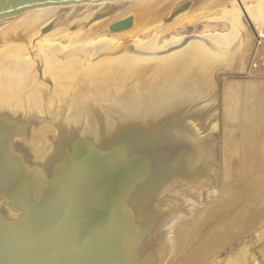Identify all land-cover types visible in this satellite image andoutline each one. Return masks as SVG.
<instances>
[{
	"label": "water",
	"instance_id": "95a60500",
	"mask_svg": "<svg viewBox=\"0 0 264 264\" xmlns=\"http://www.w3.org/2000/svg\"><path fill=\"white\" fill-rule=\"evenodd\" d=\"M104 1L0 0V34L55 32ZM198 80L134 75L105 96L84 88L69 97L78 100L70 116L46 105L30 119L0 109V264H167L178 227L221 181V83ZM45 124L52 147L37 156L30 139Z\"/></svg>",
	"mask_w": 264,
	"mask_h": 264
},
{
	"label": "bare ground",
	"instance_id": "6f19581e",
	"mask_svg": "<svg viewBox=\"0 0 264 264\" xmlns=\"http://www.w3.org/2000/svg\"><path fill=\"white\" fill-rule=\"evenodd\" d=\"M165 1L109 0L98 2L80 8L55 32L0 34V79L2 82L0 109L4 108L10 111L15 117L30 119L45 114L44 107L46 105L51 112L62 113V110L66 108L68 116H70L75 114L77 109L70 110L67 105H72L78 100L71 98L70 102L69 97L74 94L76 97V93L84 88H89L94 94L105 96L111 86L116 87L124 81L131 80L134 75H147L151 79L177 76L190 85H198V79L202 78L203 83L213 88L221 83L223 163L219 171L223 184L215 194V197L219 196V198L208 202L205 208L197 209L190 221L178 227V236L181 239L179 248L182 253L169 263L197 264L202 261L203 264V262L213 260L214 252L218 251V247L212 244L211 248H208L207 241L214 237L213 242L217 244L216 239L220 237L216 234L219 225L214 231L210 230L213 232L211 236H207L205 233L200 236L196 245L185 246L193 227L198 224L197 220L202 211L222 199L226 192L228 194L230 185L226 186V183L239 178L242 171L246 174L257 172L259 161L264 167V82L254 80L263 79V76L257 72L254 73L257 69L260 71V66L258 58L255 57L256 52L253 53L254 44L262 45L264 41L262 32L264 0ZM187 2H190L191 5L181 11V15L190 16L199 22L204 19V11L220 7L221 13L208 20H225L229 23V29L210 32L211 28L207 27L210 31L202 36L204 38L190 42L186 47L166 56L164 53L172 46L180 45L184 41V37L172 36L169 39H164L154 24L158 20L167 19L169 14ZM110 10H115L113 16L108 14L101 20L95 19L97 14H105ZM130 15H133L135 20L133 27L129 30L110 32L112 35L110 36V34L102 32L105 29L101 28V30H97L98 35L100 34L99 37L91 38L86 35L97 25L107 23V29L114 21ZM208 26L211 27V25ZM145 27L149 34L145 38L131 41L133 47L138 52H142L143 56L128 53L117 54L123 45L122 41L118 39L119 36L126 33H137ZM253 31L256 32L258 41L254 40ZM62 38L66 39L65 43ZM263 48L261 47V49ZM112 54L117 55L110 57ZM59 56L64 57L60 59ZM258 56H260L259 59H262L261 55ZM84 59L91 63L83 66L81 63ZM51 62L61 64L62 67L59 69L65 73L61 76L53 73L54 65ZM222 62L229 66H224L221 64ZM251 63L256 67L253 73H249ZM247 72L249 76L242 78V75ZM74 81L76 84H71ZM6 85L10 87L8 90L4 88ZM20 87L29 88L33 98L31 103L28 102L25 95L19 94L23 89ZM83 97L85 96L83 95ZM40 100L41 102H38ZM52 128V125L45 124L34 130L30 143L37 156H44L52 145L47 149L41 141L40 134H35L37 132L45 134ZM248 132H252V138H249ZM246 184L241 189L237 187V192L230 191L229 199L243 198L239 205H253L256 211H260L262 218L264 216V177L250 182L249 184L253 188L244 195V191L249 189L248 183ZM231 206L232 202H224L223 208L217 211L218 214L210 221L217 222L221 218H225L226 213L230 211L226 209ZM244 209L240 208L234 214L229 213L226 220L221 222L229 223L244 217L249 219L251 217L249 212L240 214ZM194 232L191 233L192 237H194ZM258 235L257 240L262 239L264 231ZM250 252L248 249L241 248L230 259V264H251L252 255L250 256ZM262 254L264 255V247Z\"/></svg>",
	"mask_w": 264,
	"mask_h": 264
},
{
	"label": "rangeland",
	"instance_id": "374dc122",
	"mask_svg": "<svg viewBox=\"0 0 264 264\" xmlns=\"http://www.w3.org/2000/svg\"><path fill=\"white\" fill-rule=\"evenodd\" d=\"M161 1H165V0H161ZM165 2H171V0H169V1L166 0ZM172 13L168 15V18L172 15ZM220 13H221V8L215 7L213 9H208V10L203 12V17L207 21H205L203 19V21L197 22V21L193 20L190 16L187 17L186 15H181V12L178 13L172 20H167L168 19L167 18L165 20L161 19L160 21L159 20L156 21L154 26L156 27V29H158V32L160 33L162 38L169 39L172 36L184 37V41L180 45L177 44V46L176 45H174V47L172 46L171 48H169L168 51H166L165 53L163 52L164 55L167 56L169 54H173L177 50L186 47V45L188 43L196 41V40H200L201 38H204L202 36H204L206 34V32L209 33V31H210V29H207V27L211 28L210 32H221V30L222 31L228 30L229 29V23L227 21H225V20H218V21L208 20L212 16H215V15L217 16ZM112 14L113 13H111L109 16H113ZM101 19H103V18H101ZM101 19H99V20H101ZM207 24L211 25V27H209ZM213 24L214 25L217 24V26L214 27ZM106 25H107V23H102L99 26L97 25L96 27H94L93 30H91L86 35L88 37H91V38L92 37H99L100 34L98 35L97 30H99V29L101 30V28L105 29L102 32L110 34V32L108 30H106ZM205 25H207V26H205ZM263 26H264V24H263ZM253 30H254V28H253ZM95 31H97V32H95ZM262 32L264 33V27L262 28ZM147 34H149V32H148L147 28L145 27L142 30H140L139 32L137 31V33L132 32V33H126V34L119 36L118 39L120 41H122L123 45H122L121 50H119L117 54L128 53V54H132V55H136V56H143L142 52H138L133 47V45L131 44V41L135 40V39L145 38V36ZM252 35L254 36L253 37L254 40L258 41L256 32L253 31ZM110 36H112V35L110 34ZM255 38H257V39H255ZM62 41L65 43L66 39L64 38ZM261 47H264V41H263L262 45H259L258 43L254 44V51H253V53L256 52L255 57H256V59L258 58V62H259L258 64L260 66V69H259L260 71H258V69L255 70L256 67H255V64H253L254 62L251 63V65H250L252 67V69H251V67H249L250 71L247 70V71H249V73H253V71L255 70L254 73L257 72L263 76V79H254V80H256V82L257 81L264 82V64H263L264 63V61H263L264 60V50H263L264 48L261 49ZM259 52H260V54H257ZM117 54H112V56H110V57H114ZM107 55H111V54H107ZM258 55H261V58L263 60L259 59L260 56H258ZM62 57H64V56H59L60 59ZM214 58H219V57H214ZM90 63L91 62H87V60L84 59L81 64L83 66H87ZM51 64L54 65V71H52L53 73H57L60 76L63 73H65L61 69H59L60 67H62L61 64H58V63L56 64V62H51ZM221 64H223L224 66L226 65L227 67L229 66V64H226L225 62H222ZM249 73L248 72H247V74L244 73L245 76L242 75V78L248 77ZM239 76H241V74H239ZM1 84H2V82L0 79V86H1ZM4 88H5V90H8V88H10V87H9V85H6V87H4ZM11 88H14V87H11ZM20 88H23V89L20 90L19 94L25 95L28 99V102L31 103L33 98L31 97L32 93L29 90V88L28 87H20ZM41 100L38 102H41ZM23 101H25V100H23ZM23 101H22V103H23ZM37 134H40V136L42 138V139L40 138L42 143L48 149L50 147L51 143L49 142V140L47 139L45 134L37 132L35 135H37ZM252 135H253L252 132H250V133L248 132L249 138L250 137L252 138ZM242 169H243V167H242ZM242 169H241V171H242ZM263 177H264V167H263L262 163L259 161L257 172H254L253 174H246V173H244V171H242L241 176L239 178H236L233 181L226 183V186L230 185L229 186L230 188H228L229 189L228 194L226 192V194L223 196L222 199L211 204L206 210L202 211L200 218L197 220L198 224L195 225V227H193V229H192V231H195L194 237H192V234H191L192 231H191L188 242L185 246H190L191 244H193V246L196 245L200 236L205 234V233L207 236H211L213 232H210V230L214 231L216 229V226L219 225V229H218L216 234L219 235L220 237L216 239L217 244L213 242L214 237L212 239H209V241H207L208 248H211V244H212L213 246L218 247L217 248L218 251L214 252L215 257L212 256L213 260H209V262L204 260L206 262L205 263L203 262V264H211V263L212 264H227V263L230 264V259L233 257V255L236 254L237 251H240L241 248L242 249H244V248L248 249L249 252L251 251L250 252V256L252 255L251 256L252 257L251 264H264V255L262 254V248L264 247V237L260 240H257V236L259 237L258 233H261L264 231V216L261 218L260 211H256L254 209V206L251 204L243 205V206L239 205L240 202L243 200V198H240V199L235 198L233 200L229 199V197H230L229 192L230 191L237 192V187L239 189H241V187L246 186L247 185L246 183H248L247 187L249 189L244 191V195H246V193L248 194L249 191L252 190L251 188H253V186L250 185L249 183L254 181V180L262 179ZM222 184H223V181L221 179V181L219 183V188L222 186ZM214 198L217 199V198H219V196L213 197L211 200L214 201L215 200ZM211 200L209 202H213ZM224 202H230V203L232 202V206L230 208L226 209V210H230V211H228L226 213L225 218L228 216L229 213L234 214L240 208H245L244 211L240 214H243L245 212H249V216H251V217L249 219H247L245 217L241 218L240 220L235 219L233 222H229V223H222L221 222V221L226 220L225 218H221L217 222L210 221V220H212V217H214L216 214H218L217 211H219L223 208ZM205 207L206 206H203L202 208H205ZM219 207H221V208L219 209ZM237 217H240V216L237 215ZM190 220L191 219H189L188 221H190ZM192 223H195V222H192ZM207 228H209V229H207ZM181 253L182 252L179 249L178 253H176L170 259V261L175 257L176 258L179 257L181 255ZM253 257H255L256 259ZM210 258H211V256H210ZM170 261L167 264H169ZM201 262H199L197 264H202Z\"/></svg>",
	"mask_w": 264,
	"mask_h": 264
}]
</instances>
